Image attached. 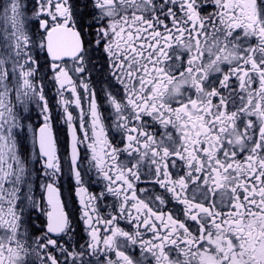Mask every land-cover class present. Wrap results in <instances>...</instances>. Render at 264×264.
<instances>
[{"label": "snow or ice", "instance_id": "snow-or-ice-1", "mask_svg": "<svg viewBox=\"0 0 264 264\" xmlns=\"http://www.w3.org/2000/svg\"><path fill=\"white\" fill-rule=\"evenodd\" d=\"M0 264H264V0H0Z\"/></svg>", "mask_w": 264, "mask_h": 264}, {"label": "flooded vegetation", "instance_id": "flooded-vegetation-1", "mask_svg": "<svg viewBox=\"0 0 264 264\" xmlns=\"http://www.w3.org/2000/svg\"><path fill=\"white\" fill-rule=\"evenodd\" d=\"M36 119H37L36 116L33 115L32 116V121L35 122ZM36 127L37 128L39 127V124L38 123L36 124ZM61 139H66V129H65V134H64V136L61 137ZM28 147L29 148L31 147V137H30V135H29ZM61 183H62V188H61L62 197L61 198L63 199L65 196L68 195V184H67V181L66 180L65 181H62ZM73 195H74V193H73Z\"/></svg>", "mask_w": 264, "mask_h": 264}]
</instances>
